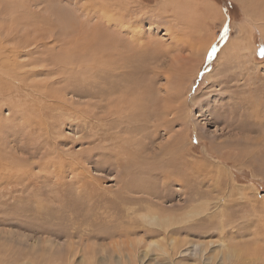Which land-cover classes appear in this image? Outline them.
I'll list each match as a JSON object with an SVG mask.
<instances>
[{
  "label": "rangeland",
  "instance_id": "374dc122",
  "mask_svg": "<svg viewBox=\"0 0 264 264\" xmlns=\"http://www.w3.org/2000/svg\"><path fill=\"white\" fill-rule=\"evenodd\" d=\"M13 1L0 52L29 63L0 78V264H264V0H194L217 17L167 0ZM196 21L203 56L184 30ZM154 161L172 162L169 183Z\"/></svg>",
  "mask_w": 264,
  "mask_h": 264
},
{
  "label": "bare ground",
  "instance_id": "6f19581e",
  "mask_svg": "<svg viewBox=\"0 0 264 264\" xmlns=\"http://www.w3.org/2000/svg\"><path fill=\"white\" fill-rule=\"evenodd\" d=\"M8 2H11V1H13V0H7ZM16 2L18 1V0H15ZM30 1V0H29ZM14 2V1H13ZM19 2H22L21 0L19 1ZM206 2V1H205ZM205 2H203V3H196L194 0H167L166 2H165V7L164 8H166V5L167 4H169L170 5V3H173V9H177V10H182V11H184L185 13L184 14H186V12L187 11H191V10H194V11H199V13L201 12H204V13H209V14H211L213 17H217L220 13H219V11L217 12V8H215L213 5H212V3L210 4V2H208V3H205ZM27 2H25V4H26ZM23 5V3L22 4H20V6L22 7V9H24V11H25V9H26V11L25 12H28V13H30V10H28V7H25L24 5ZM81 5V4H80ZM13 6V5H12ZM14 6H16V5H14ZM83 6V5H82ZM162 6H164V5H162ZM24 7V8H23ZM2 8V7H1ZM5 8H6V5H5ZM4 7H3V9H5ZM15 8V7H14ZM7 11H9V10H11L10 8L9 9H6ZM14 10V9H13ZM2 11V10H1ZM4 11V10H3ZM16 11V10H15ZM10 12V11H9ZM6 13V14H9V17L11 18V14L10 13ZM14 12V11H13ZM22 12V11H21ZM64 12V11H63ZM216 12V13H215ZM15 13V12H14ZM3 14H4V12H3ZM32 14V13H31ZM183 14V15H184ZM14 15V14H13ZM35 15V14H34ZM94 15V14H93ZM104 15V14H103ZM188 15V17H189V15L190 14H187ZM193 15H194V13H193ZM210 15V16H211ZM64 16V15H63ZM104 16H107V15H104ZM103 16V17H104ZM194 16H196V15H194ZM207 16H209V15H207ZM16 16H14L13 18H15ZM108 17H109V15H108ZM107 17V18H108ZM186 17V16H185ZM190 17H191V15H190ZM20 18H24V16L22 17H20ZM107 18H105V19H107ZM110 18V20H112V17L110 16L109 17ZM192 18H194V19H196V17H192ZM117 19V18H116ZM201 19V18H200ZM10 20H12V19H10ZM15 20V19H14ZM17 20V19H16ZM22 20V19H21ZM26 20V19H25ZM61 20V19H60ZM107 20H109V19H107ZM202 20V19H201ZM23 21H24V19H23ZM116 21V20H115ZM25 22V21H24ZM23 22V23H24ZM112 22V21H111ZM200 23H202L201 21H199ZM108 23V22H107ZM197 23V24H196ZM110 24V23H109ZM195 26L194 25H192V26H187V27H185L184 28V30L186 31L187 30V33H189L188 35H190L191 36V38L193 39V42L195 43H197V45L198 46H194L193 44L194 43H192V42H190V46H191V48H196V49H198V50H201V49H203L202 47L203 46H200V43H201V45H202V42L200 41L201 40V37H202V33H201V30H199L198 28H196V26H198V21H196L195 23ZM7 25H11V23H7ZM18 25V24H17ZM115 25V24H114ZM16 26V25H15ZM100 26V25H99ZM104 26V25H103ZM200 26V25H199ZM33 27V26H32ZM111 27V26H110ZM183 29V28H182ZM2 30V27H0V31ZM6 30H9V31H6ZM13 30V29H12ZM12 30H10L9 28L7 29V28H4V33H5V35H6V37L4 36V38H7V39H9V36H13L12 35ZM31 30V29H30ZM101 30V29H100ZM105 31V30H104ZM104 31H99V35L102 37V39L105 41V39L106 40H108L109 42L111 41H113V40H115V36L113 35V34H108V32H104ZM3 32V31H2ZM16 32H18V31H16ZM19 32H20V30H19ZM22 32V31H21ZM14 33V32H13ZM30 33V32H29ZM2 34V33H1ZM0 34V35H1ZM21 34V33H20ZM202 34V35H201ZM24 35H25V33H24ZM3 37V36H2ZM139 37V36H138ZM14 39H16L15 37H13V40ZM23 40H24V42L26 43V42H28L27 40L29 39V37L28 36H24L23 38H22ZM10 40V39H9ZM103 40H100V38L98 39V41L100 42V43H102V44H104V42H102ZM20 41V40H19ZM32 43H33V41H31ZM115 42V41H114ZM25 43H23V45L25 44ZM106 44V43H105ZM114 45V44H113ZM41 46V45H40ZM96 48H99L100 47V44H98V43H96ZM34 47V46H33ZM36 47H37V45H36ZM62 47H64V46H62ZM92 48H95V47H92ZM1 50H3V51H1L0 52V57L2 56V58H0V78H1V75L4 73V71H11L12 69H15L12 73L13 74H15L14 76H16V74H21V75H19V77L21 78V79H24V77L26 76V75H28V73L26 72V71H21L20 73H18V72H16V69L18 70V69H21L22 68V65H24V64H27V63H29V61L27 60H25L26 61V63H24V62H20V63H17V61L14 59V56H16L18 53H17V51H15V49H13L12 51H10L9 53H8V56H7V53H6V51L7 50H5V49H3V48H1ZM98 51H99V49H97ZM96 49H94V51H97ZM204 51L202 52V56H203V54H204V52H205V50L206 49H203ZM97 51V52H98ZM197 51V50H196ZM24 52H26L28 55H32L33 54V50H29V48H28V50H26V51H24ZM195 54V53H194ZM17 57V56H16ZM33 57V56H32ZM31 57V58H32ZM76 57V56H75ZM26 58V57H25ZM31 58H29V59H31ZM53 59H54V57H52ZM62 58H63V56H62ZM61 58V59H62ZM108 58V57H107ZM28 59V58H27ZM56 59V58H55ZM54 59V61L52 60V62L54 63H56L57 64V62H58V60L56 61ZM73 59V58H72ZM7 60H10L11 62H9L8 64H6V61ZM63 60V59H62ZM77 60V59H76ZM192 60H194V59H192ZM66 61V60H65ZM68 61V60H67ZM66 61V62H67ZM73 61V60H72ZM12 62H13V64H12ZM70 63V62H69ZM98 63V62H97ZM34 64V63H33ZM64 64H65V62H64ZM93 64V63H92ZM15 65H19V66H17V68H16V66ZM73 65V64H72ZM80 65H82V64H80ZM101 65V64H100ZM63 68H66V65H61ZM92 66V65H91ZM95 63L93 64V66L92 67H90V72L92 73L93 71L92 70H94V68H95ZM57 67H60V65H57ZM81 67V66H80ZM98 67V66H97ZM71 68V67H70ZM11 69V70H10ZM67 69V68H66ZM72 69V68H71ZM114 69V68H113ZM112 69V70H113ZM60 70V69H59ZM16 72V73H15ZM70 72V71H69ZM68 72V73H69ZM72 72V71H71ZM68 73H66V74H68ZM90 73V74H91ZM93 74V73H92ZM119 74V73H118ZM121 74H122V72H121ZM111 76V75H110ZM108 77V76H107ZM13 78H16V77H13ZM10 79V78H9ZM12 79V78H11ZM53 79V78H52ZM110 79V78H109ZM47 82V81H46ZM92 83V82H91ZM91 85V84H90ZM113 85V84H112ZM68 87V86H67ZM146 87V86H145ZM39 88V87H38ZM37 89V88H36ZM44 89V88H43ZM69 89H70V86H69ZM75 89V88H74ZM147 89V88H146ZM45 90V89H44ZM49 90V89H48ZM76 90V89H75ZM106 90V89H105ZM148 90V89H147ZM37 91V90H36ZM101 91V90H100ZM37 93V92H36ZM82 93V92H81ZM141 93V92H140ZM171 95V94H170ZM45 98V97H44ZM144 98H147V97H144ZM24 99V98H23ZM165 99V98H164ZM163 99V103H164V101H167V98H166V100H164ZM169 99H171V97L170 96H168V100ZM32 100V99H31ZM39 100V99H38ZM66 100V99H65ZM130 100V99H129ZM54 101V100H53ZM67 101V100H66ZM148 101V99L146 100V102ZM148 102H150V101H148ZM147 102V103H148ZM31 103H33V102H31ZM27 104V105H30L29 107H30V112L33 110L34 111V107H36V108H38L37 107V105H34V104ZM35 103H36V101H35ZM166 103V102H165ZM167 104H168V102H167ZM56 105V104H55ZM96 105V104H95ZM148 105V104H147ZM152 105H155V104H152ZM159 105V104H158ZM140 106H142V105H140ZM149 106H151V104L149 105ZM149 106H146V107H143L144 108V110H148L149 111ZM163 106V105H162ZM28 107V106H27ZM159 107V106H158ZM168 107V106H167ZM162 108L161 107H159V109L158 110H161ZM165 109V111H166V109H169V107L168 108H164ZM29 110V109H28ZM163 110V109H162ZM37 111H39V110H37ZM37 111L35 112V114H38L37 113ZM147 111V112H148ZM164 111V110H163ZM53 112V111H52ZM32 113V112H31ZM156 113V112H155ZM154 113V114H155ZM163 113V112H162ZM162 113H160L159 111H158V113H156V116L157 115H159L158 117H156V118H161V115H162ZM70 114V113H69ZM106 114V113H105ZM153 114V113H152ZM163 114H165V113H163ZM137 115V114H136ZM77 116V115H76ZM153 116V115H152ZM43 117V116H42ZM107 117V116H106ZM155 117V116H154ZM84 118V117H83ZM152 118V117H151ZM150 118V119H151ZM37 119V118H36ZM31 120V119H30ZM29 120V122H31ZM85 120V119H84ZM100 120V119H99ZM164 120V119H163ZM39 123H41V124H43V121L41 120V118H39ZM154 122V121H153ZM167 122H171V121H167ZM173 122V121H172ZM171 122V123H172ZM37 123V122H36ZM100 123V122H99ZM41 124H39V125H41ZM53 124V123H52ZM34 125V124H33ZM115 126V125H114ZM40 127V126H39ZM149 127V126H148ZM105 128V127H104ZM94 129V128H93ZM93 129H91L90 131H92V132H94L93 131ZM96 129V128H95ZM154 129H155V127H154ZM92 135V134H91ZM106 136H108V135H106ZM145 137V136H144ZM59 139V138H58ZM132 142V141H131ZM174 143H176V142H174ZM174 143H172V144H174ZM181 143V142H180ZM85 145V144H84ZM94 145V144H93ZM175 145V144H174ZM172 153V152H171ZM115 155V154H114ZM154 155V154H153ZM158 155V154H157ZM176 155V154H175ZM151 156V155H150ZM146 157V156H145ZM155 157V156H154ZM154 157H150L149 159H153L154 160ZM148 158V157H147ZM174 159H175V157H174ZM75 160V159H74ZM148 161V160H147ZM181 161V160H180ZM180 164H181V162H179ZM145 164V163H144ZM152 164H155L154 166H156V169L158 170V173H157V176L159 177V176H162V180L160 181V183H162L163 182V184H167V183H169L170 181H169V177H168V172H170L171 171V167H172V162L171 161H166L164 164H159L158 166H157V162H153ZM176 165V164H175ZM174 166V165H173ZM140 167V166H139ZM181 167V166H180ZM176 168V167H175ZM147 170H149L148 168H147ZM147 170H144V169H142V172L143 173H145V174H147L148 176L147 177H150V174H149V172L147 171ZM135 174V173H134ZM178 174V173H177ZM182 174V173H181ZM173 176V175H172ZM158 177H156L157 178V180H158ZM161 178V177H160ZM142 179V178H141ZM173 179V178H172ZM171 179V180H172ZM148 188H146L145 190H147ZM188 202H189V200H188V198H185L184 199V204H183V206H181L183 209L184 208H186L187 207V205H188ZM179 208V207H178ZM170 210V212L172 211L171 209H169ZM169 210L167 211V210H165V211H167V212H169ZM162 211H164V210H162ZM154 212V211H153ZM161 214V213H160ZM159 214V215H160ZM157 216V215H156ZM154 217V216H153ZM159 217V216H158ZM156 218V217H155ZM160 218H161V216H160ZM164 218H166V217H164ZM153 219V218H152ZM187 220V219H186ZM170 221V220H169ZM169 221H167V220H165V222L163 223H159L158 224V228L161 230V232H164V233H167V232H171V231H174V232H179V231H185L184 230V228H171L170 229V226H171V223L169 222ZM172 224H174L173 222H172ZM173 226V225H172ZM178 227V226H177ZM153 231V230H152ZM160 232V231H159ZM158 244L157 242H150V244H148L147 245V247H149L150 245H152V244ZM182 243H178V241H175L173 238L171 239V248H172V250L173 249H177V248H179L180 247V245H181ZM168 247V246H167ZM161 248H163L162 249V251L163 252H165V248L164 247H162L161 246ZM170 251V250H169ZM175 252V251H174ZM174 252H172L171 251V253H174ZM166 253V252H165ZM168 254V253H167Z\"/></svg>",
  "mask_w": 264,
  "mask_h": 264
},
{
  "label": "snow or ice",
  "instance_id": "6c2138e0",
  "mask_svg": "<svg viewBox=\"0 0 264 264\" xmlns=\"http://www.w3.org/2000/svg\"><path fill=\"white\" fill-rule=\"evenodd\" d=\"M261 58H264V47H261L257 53Z\"/></svg>",
  "mask_w": 264,
  "mask_h": 264
}]
</instances>
